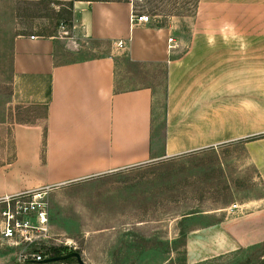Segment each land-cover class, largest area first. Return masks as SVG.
Masks as SVG:
<instances>
[{"label":"crops","instance_id":"obj_1","mask_svg":"<svg viewBox=\"0 0 264 264\" xmlns=\"http://www.w3.org/2000/svg\"><path fill=\"white\" fill-rule=\"evenodd\" d=\"M68 1H73L71 26L62 35L14 40L15 80L26 89L40 85L38 93L44 98L34 105L44 106L45 115L43 124L14 127V160L0 169V199L46 187L58 189L230 143H243L264 185V138H257L264 134V113L258 109V102H263L258 101L256 57L251 52L226 55L223 50L257 47L250 38L258 30L256 17L264 16V0H207L216 8L201 0L190 22L180 18L164 27L131 23L132 1ZM210 23L217 34L232 28L244 36L197 40L200 27ZM188 25L190 38L175 43ZM171 37L175 46L188 43L190 50L178 55V48L168 43ZM79 39L107 42L112 50L101 57L60 62L63 50L74 51ZM119 42L123 48L117 47ZM214 47L218 52L207 50ZM121 56L136 65L165 67L162 145L153 87L116 89ZM255 204L253 211H239L232 224L227 217L205 228L212 235L211 250L233 252L264 243V199Z\"/></svg>","mask_w":264,"mask_h":264},{"label":"rangeland","instance_id":"obj_2","mask_svg":"<svg viewBox=\"0 0 264 264\" xmlns=\"http://www.w3.org/2000/svg\"><path fill=\"white\" fill-rule=\"evenodd\" d=\"M130 1L135 6L134 14L146 15L153 26L164 27L180 18L190 22L201 0ZM68 3L0 0V169L14 160V127L43 124L45 115L44 106L34 105L44 98L38 93L40 85L31 84L26 89L15 80L14 40L24 35H62L70 24ZM207 3L216 8L215 3ZM214 19L210 18V22ZM256 24L258 30L251 33L250 39H255L257 47L223 50L226 55L251 52L256 57L258 101L263 102H258V109L264 113V16L258 15ZM190 27L175 43L184 36L190 38ZM228 27L232 26L225 28ZM200 29L202 32L196 34L200 41L237 40L243 35L232 28L217 34L211 23ZM190 48L188 43L180 44L177 53L185 54ZM74 49L63 50L59 61L101 57L110 54L112 45L79 39ZM207 50L218 52L216 47ZM42 86L44 90L46 82ZM141 86L154 89L155 124L162 145L167 101L165 67L136 65L119 58L116 89ZM257 138H264V134ZM262 199L264 185L243 143L225 144L53 189L48 198L50 248L79 253L85 264H264V243L222 253L221 249L211 250L212 235L205 230L227 217L235 219L239 211L257 209L255 203ZM48 246L44 245L46 250ZM0 264H17L16 250L1 248ZM51 264L78 263L72 260Z\"/></svg>","mask_w":264,"mask_h":264},{"label":"built area","instance_id":"obj_3","mask_svg":"<svg viewBox=\"0 0 264 264\" xmlns=\"http://www.w3.org/2000/svg\"><path fill=\"white\" fill-rule=\"evenodd\" d=\"M149 22L150 18L146 15L131 16V23ZM168 43L170 48H176L172 38ZM117 47L123 48L124 44L119 42ZM51 191L52 188L46 187L0 199V249L16 250L17 264H41L47 258L43 252L46 251L44 245L48 244L50 248L52 240L48 203Z\"/></svg>","mask_w":264,"mask_h":264},{"label":"trees","instance_id":"obj_4","mask_svg":"<svg viewBox=\"0 0 264 264\" xmlns=\"http://www.w3.org/2000/svg\"><path fill=\"white\" fill-rule=\"evenodd\" d=\"M74 1H77V0H74ZM93 1V0H92ZM95 1H116V2H130V0H95ZM73 8V1L69 2L67 4V9H68V14H69V21H70V24H69V27L71 26V20H72V9ZM135 8V6H134ZM197 9V7H196ZM196 11V10H195ZM195 13V12H194ZM194 15V14H193ZM52 36V35H51ZM46 255L49 259H52V258H57V257H60V256H63V255H67L69 254L68 250L67 249H59V248H49L45 251ZM72 260H75V259H68V260H65L61 263H64V262H70ZM43 264V263H41Z\"/></svg>","mask_w":264,"mask_h":264},{"label":"water","instance_id":"obj_5","mask_svg":"<svg viewBox=\"0 0 264 264\" xmlns=\"http://www.w3.org/2000/svg\"><path fill=\"white\" fill-rule=\"evenodd\" d=\"M68 259H75L78 264H85L82 260V257L79 253L72 252L67 255H63L57 258L47 259L44 261V264H51V263H57V262H63Z\"/></svg>","mask_w":264,"mask_h":264}]
</instances>
